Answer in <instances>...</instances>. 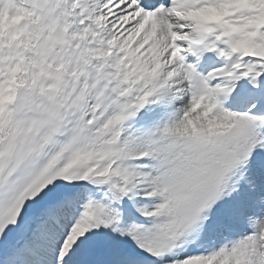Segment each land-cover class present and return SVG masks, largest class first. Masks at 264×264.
Returning a JSON list of instances; mask_svg holds the SVG:
<instances>
[{
    "label": "snow or ice",
    "instance_id": "snow-or-ice-1",
    "mask_svg": "<svg viewBox=\"0 0 264 264\" xmlns=\"http://www.w3.org/2000/svg\"><path fill=\"white\" fill-rule=\"evenodd\" d=\"M0 264H264V0H0Z\"/></svg>",
    "mask_w": 264,
    "mask_h": 264
}]
</instances>
